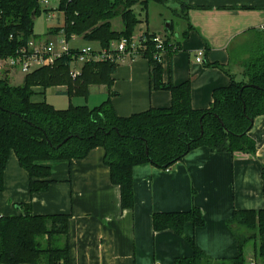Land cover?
Listing matches in <instances>:
<instances>
[{
    "label": "trees",
    "instance_id": "obj_1",
    "mask_svg": "<svg viewBox=\"0 0 264 264\" xmlns=\"http://www.w3.org/2000/svg\"><path fill=\"white\" fill-rule=\"evenodd\" d=\"M57 11L63 14V24L54 30L107 48L111 41L130 39L141 20L133 8L140 6L146 13L149 3L165 6L176 17L186 20L190 6L179 1L182 8H171L172 0H56ZM54 10L43 0H0V57L16 55L33 33L34 20L42 12ZM181 13V15H180ZM120 18L122 28L115 30L111 21ZM188 25L181 36L186 37ZM148 36L155 35L144 31ZM163 45L169 58L179 50L178 42H170L173 26L165 30ZM48 33V32H47ZM141 57L149 65V90H168L171 101L167 108L148 110L120 117L112 106L110 92L112 74L117 64L105 61L83 63L81 74L69 75V55L56 59L52 66H41L25 74L19 85L0 78V192L3 176L12 153L28 174L30 193L45 191L51 183V162L82 159L90 149L104 150L103 163L109 168L112 184L119 188L122 208L133 206V178L136 165L149 163L169 169L197 146L214 152L254 154V139L249 136L254 117L264 113V41H254L249 58L243 61L245 81L230 78L224 88L214 89L210 107L194 110L190 105V83L179 85L171 78L169 61L167 82H163V64L155 59V44L146 42ZM220 67L217 64H214ZM104 85L108 98L96 107L72 105L55 109L45 100L33 101V89L44 91L65 86L70 97H88L90 85ZM264 195V169L261 172ZM15 215H0V264H69L67 220L69 215L33 214L28 206ZM199 227L204 224L200 208L193 206L184 212L156 213L152 216L153 230H173L183 235L185 223ZM227 225L234 233L238 253L228 259H210L187 238L192 255L174 259L173 264H248L245 249L252 245L253 259L264 264V209L235 210Z\"/></svg>",
    "mask_w": 264,
    "mask_h": 264
},
{
    "label": "crops",
    "instance_id": "obj_2",
    "mask_svg": "<svg viewBox=\"0 0 264 264\" xmlns=\"http://www.w3.org/2000/svg\"><path fill=\"white\" fill-rule=\"evenodd\" d=\"M51 1L48 0L47 7L54 10L44 13L51 24L42 35L33 30L38 42L63 36L62 31H54L62 26L63 14L55 10L57 1L54 6ZM180 1L190 6L186 20L172 15L165 6L151 2L144 19L138 17L141 22L134 35L146 31L165 39L169 24L164 31L162 24L165 21L172 24L174 36L171 35L170 42H178L180 47L169 58L166 53L163 82L168 80L169 61L173 83L179 85L188 80L191 107L205 110L210 107L214 89L229 85L231 77L245 81L241 64L249 58L253 48L250 42L264 41V0ZM153 4L159 8L156 7V15L150 19L148 8ZM173 16L182 22L175 25ZM188 25V34L182 37ZM121 28L120 23V28L115 30ZM80 40L85 41L74 35L68 45L71 48L89 45H79ZM97 47L94 43V48ZM199 51L203 54L196 61ZM111 76L110 92L114 93L111 102L120 117L153 107L167 108L170 104L168 90H149V65L141 56L126 57ZM1 77L8 81L14 74L11 70ZM56 87L62 93L66 90L65 86ZM102 87L105 98L100 103L109 95L106 87ZM33 91V101H46V89L35 87ZM248 132L256 146L253 155L214 152L197 146L169 169L149 163L134 166L131 170L133 207L128 209L121 206L119 188L109 178V168L103 163L104 150L99 146L90 149L82 159L51 162L50 178L54 182L45 191L33 194L28 190L27 172L12 153L3 176L0 215L20 214L23 210L18 205L28 206L37 215L68 214L69 264H173L175 258L192 255L187 238L193 239L195 246L210 259L234 257L238 253L237 240L227 225L233 211L264 209L261 174L264 113L254 117ZM193 206L200 208L203 225L195 227L187 222L183 235L168 229L153 230L154 214L184 212ZM245 253L250 264L254 261L252 247L247 246Z\"/></svg>",
    "mask_w": 264,
    "mask_h": 264
},
{
    "label": "built area",
    "instance_id": "obj_3",
    "mask_svg": "<svg viewBox=\"0 0 264 264\" xmlns=\"http://www.w3.org/2000/svg\"><path fill=\"white\" fill-rule=\"evenodd\" d=\"M48 0H43V4L47 6ZM50 15L48 14V17ZM74 35H71L73 37ZM151 41L155 44V59L164 66L166 61V49H164V39L159 35L148 36L145 32L132 35L128 40L121 38L117 41H111L107 48H94L92 46H84L80 48H71L64 34L60 38L50 39L45 42H38L31 39L22 46L14 56L0 57V78L2 74L18 69L22 74L30 73L41 66H52L54 61L64 54L71 58V67L69 75L76 78L81 74L78 65L89 61H105L113 62L117 65L122 63L126 57L138 58L145 50L146 42ZM203 52L199 51L196 55V61H200ZM156 264H161L160 262ZM250 264H256L250 261Z\"/></svg>",
    "mask_w": 264,
    "mask_h": 264
},
{
    "label": "rangeland",
    "instance_id": "obj_4",
    "mask_svg": "<svg viewBox=\"0 0 264 264\" xmlns=\"http://www.w3.org/2000/svg\"><path fill=\"white\" fill-rule=\"evenodd\" d=\"M51 5L54 6L55 5V0L51 1ZM170 7L171 8H175L177 10V12L180 10H182V8L180 7L179 5V1L178 0H172L170 3H169ZM155 6V7H154ZM156 7L159 8V6L157 5H152V7L148 8L149 9V14H150V19L152 17H154L156 14ZM135 9V13L138 17H145L146 13L144 11H141L140 9V6L136 5L134 7ZM169 10V9H168ZM170 12V11H169ZM183 12V11H181ZM171 13V12H170ZM172 14V13H171ZM173 15V14H172ZM181 15V13H180ZM174 17V16H173ZM175 18V19H174ZM174 21H175V25H178L182 22V20H180V18H176L174 17ZM51 20L47 19V17L44 15V12L40 13V15L38 17H36V19L34 20V26H33V30L36 32V33H39V34H43L44 31H46V27L49 26L51 24ZM54 23H56V20H54ZM119 23V25H118ZM120 19L119 18H116L113 20L112 22V27L113 29H119L120 28ZM165 23H167L165 21ZM165 23L162 24V31H164V27H165ZM118 25V26H117ZM137 33V32H136ZM176 33V31H175ZM80 43L82 45L84 44H89L88 46H92L94 47V43H89V42H86V41H78V44L80 45ZM250 44H254V41H251ZM82 64L78 65V69L81 70L82 68ZM12 72L14 74V78H9L8 82L10 84H21V77H23L24 74H22L18 69H12ZM103 87L102 85H90L89 86V95L87 98L85 97H81V96H74V97H70L69 95H66L65 93H62L60 92V88L59 87H54V88H48L46 89L45 91V99L46 101L48 102V104H50L53 108H58V109H63V108H66L68 107L69 103L71 104H74V105H82V104H87L89 106H95L97 105L98 103H100V101H102L104 98V94H103ZM250 246H252L250 244Z\"/></svg>",
    "mask_w": 264,
    "mask_h": 264
},
{
    "label": "water",
    "instance_id": "obj_5",
    "mask_svg": "<svg viewBox=\"0 0 264 264\" xmlns=\"http://www.w3.org/2000/svg\"><path fill=\"white\" fill-rule=\"evenodd\" d=\"M168 24H169L168 22L165 24V27H166V28H168Z\"/></svg>",
    "mask_w": 264,
    "mask_h": 264
}]
</instances>
